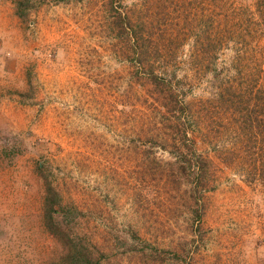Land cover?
<instances>
[{
	"label": "rangeland",
	"instance_id": "1",
	"mask_svg": "<svg viewBox=\"0 0 264 264\" xmlns=\"http://www.w3.org/2000/svg\"><path fill=\"white\" fill-rule=\"evenodd\" d=\"M114 1L0 0V264H264V0Z\"/></svg>",
	"mask_w": 264,
	"mask_h": 264
},
{
	"label": "trees",
	"instance_id": "2",
	"mask_svg": "<svg viewBox=\"0 0 264 264\" xmlns=\"http://www.w3.org/2000/svg\"><path fill=\"white\" fill-rule=\"evenodd\" d=\"M115 1L111 0L112 7L116 9L115 5L113 4ZM118 17V26L122 28V30H126V35H133L132 40L137 41V43L141 42V38L145 39L143 36L137 35L138 30H140V26H138V29L133 28L132 24L128 23L126 21L125 15L122 14L120 10H116ZM126 28V29H124ZM129 31V32H128ZM133 32H135L133 34ZM140 60V58L138 57ZM145 72V77H152V84L158 87H163L165 90L166 99L170 101L169 104L165 103L163 104L164 107H166L168 110V113H172L170 116H168L166 113L161 114V120L160 125H163L164 127L170 128L171 136L175 138L177 141L180 142V139L182 138L183 141H188V128H189V117H190V109H188L187 105L179 98V92L177 93V90L174 88V84L171 83L167 78L164 76H160L153 72ZM165 102V101H164ZM163 115V116H162ZM164 119H167L168 122L163 121ZM159 125V126H160ZM166 133V132H165ZM178 149H181V146L174 145ZM184 148L190 149V146H185ZM206 157H204L203 154H197L195 152V161L194 165L196 170H193V174H196L197 179L199 180L201 175H204V173L207 171L206 167L208 166L206 162ZM192 164V163H191ZM201 173V175H200ZM50 193V190H49ZM54 212H56L55 208H53V202L52 198H50V195L47 196L46 204H45V222L47 224V227L52 231L54 235L59 237L60 235H63L61 239L64 240V243L68 244L70 247H67L68 250L70 248L73 249V247L77 246V243H75L72 239V237L69 235L68 232L61 229L60 225L58 223H55L54 220ZM89 252L85 253V255L89 256V259H93V256L91 255L93 252L89 250V247L86 248Z\"/></svg>",
	"mask_w": 264,
	"mask_h": 264
}]
</instances>
